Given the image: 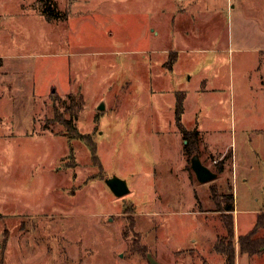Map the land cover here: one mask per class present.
I'll return each instance as SVG.
<instances>
[{
	"label": "rangeland",
	"instance_id": "374dc122",
	"mask_svg": "<svg viewBox=\"0 0 264 264\" xmlns=\"http://www.w3.org/2000/svg\"><path fill=\"white\" fill-rule=\"evenodd\" d=\"M55 2L0 0V264L225 260L231 192L264 235V0Z\"/></svg>",
	"mask_w": 264,
	"mask_h": 264
},
{
	"label": "crops",
	"instance_id": "0c3cea01",
	"mask_svg": "<svg viewBox=\"0 0 264 264\" xmlns=\"http://www.w3.org/2000/svg\"><path fill=\"white\" fill-rule=\"evenodd\" d=\"M218 175V173H217ZM264 211V209L262 210ZM261 212V211H260ZM238 210L235 209V204H234V210L231 212L232 215V220H233V236H232V241H233V248H234V252H235V264H264L262 262H254L253 257L254 256H258L261 254L260 252L257 253H252L251 255L249 253H247L248 251H244V252H240L239 250V242H238V238L240 236H244L247 235L249 233H256L255 229L257 231V235L259 234L260 230H261V226L255 228V226L253 227H248L247 229H243L240 226V220L238 218ZM261 235V234H260ZM259 236V235H258ZM262 237H264V235H261ZM259 236V237H261ZM215 237V238H214ZM212 239H214V241L212 242L213 244L217 242V235H215ZM203 239H195L193 238V245L190 247H185L176 251H179V253L177 254L176 258H174L173 262L174 264H227L226 259L223 260L220 256L222 255L224 257V253H221L220 251H218V253H215V256H219L221 259H214L213 258V250H211L210 247L209 250L208 248L203 245ZM211 239V240H212ZM217 239V240H216ZM210 240V242H211ZM193 249V250H192ZM196 251V254L193 256L191 253L186 254L185 252L187 251ZM264 249H262L263 251ZM217 252V251H216ZM193 256V257H192ZM178 257V258H177Z\"/></svg>",
	"mask_w": 264,
	"mask_h": 264
},
{
	"label": "trees",
	"instance_id": "16d2710c",
	"mask_svg": "<svg viewBox=\"0 0 264 264\" xmlns=\"http://www.w3.org/2000/svg\"><path fill=\"white\" fill-rule=\"evenodd\" d=\"M43 3V12H45L46 16L48 18H60L62 19L64 15L59 11L58 6L55 2V0H41ZM196 134V132L194 133ZM196 141V140H195ZM197 141L195 142L194 148L195 151H197ZM197 154V153H196ZM223 170L221 165L217 166V172H221ZM216 172V171H215ZM212 195L216 193V188H212ZM216 199V197H214ZM228 202L225 203V205L222 208H217L219 211H222V215H225L229 220L227 223H225V228L227 230L228 235L233 236V220L231 212L234 210V200H233V194L232 192L227 196ZM228 214V215H226ZM258 225L261 224L260 217L258 216ZM258 227V226H257ZM253 233V232H252ZM251 235V234H250ZM252 248L246 249L250 253H257L262 251L264 247V239L255 238ZM221 243H224V240L221 241ZM244 251V247L241 248ZM220 252H223L226 255V262L227 264H235V252L234 248L231 245V242L229 246L225 245V248H220Z\"/></svg>",
	"mask_w": 264,
	"mask_h": 264
},
{
	"label": "water",
	"instance_id": "95a60500",
	"mask_svg": "<svg viewBox=\"0 0 264 264\" xmlns=\"http://www.w3.org/2000/svg\"><path fill=\"white\" fill-rule=\"evenodd\" d=\"M98 108H103L102 102L98 105ZM190 165L196 175L197 180L200 182L211 180L217 176V172L211 170L208 166L202 163L198 154H193L191 156ZM105 182L111 191L117 196H121L129 191L126 180L116 175L106 178Z\"/></svg>",
	"mask_w": 264,
	"mask_h": 264
}]
</instances>
